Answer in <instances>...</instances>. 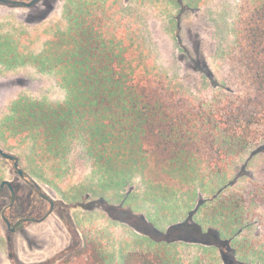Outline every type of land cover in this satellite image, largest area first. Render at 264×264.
<instances>
[{"label":"trees","instance_id":"16d2710c","mask_svg":"<svg viewBox=\"0 0 264 264\" xmlns=\"http://www.w3.org/2000/svg\"><path fill=\"white\" fill-rule=\"evenodd\" d=\"M207 1L166 0L165 4L181 13L186 8H200ZM102 3L106 2L65 0L64 24L53 22L39 32L45 39L38 52L24 51L21 35L2 30L0 22L1 68L31 65L39 72L54 73L67 91L63 100L16 95L0 113V147L22 160L25 153L19 150L32 142L31 155L39 154L42 160L52 156L65 159L80 140L98 158L114 161L115 169L129 163H152L156 167L193 164L205 168L208 175L225 173L264 131V0H240L238 6L229 58L236 89L200 99L186 94L160 66L133 62L127 47L117 39L118 17L113 30L110 22L114 15ZM50 28L53 31L47 35ZM261 140L264 144V133ZM7 164L8 160L0 156V183L8 178ZM97 199L104 205L121 207L115 217L107 215L113 226L121 219L117 213L143 218L128 197L115 200L101 195ZM77 204L84 212L96 208L95 203ZM198 213L203 214L202 219L196 218ZM250 219H257L264 231V182L251 184L242 192L227 190L202 200L184 220L166 229L153 224V232L161 233L158 240L136 227L143 236L119 248H110L81 220L76 223L82 231L68 222L73 241L52 261L184 264L169 248L178 239L172 235L179 231L180 237L199 242L194 237L198 235L206 244L219 248L225 264H249L238 256L242 243L237 247L236 236L223 227L246 225ZM242 237L248 246L249 233Z\"/></svg>","mask_w":264,"mask_h":264},{"label":"rangeland","instance_id":"374dc122","mask_svg":"<svg viewBox=\"0 0 264 264\" xmlns=\"http://www.w3.org/2000/svg\"><path fill=\"white\" fill-rule=\"evenodd\" d=\"M64 1L41 0L29 8L0 3V22L3 24L0 26L2 30L21 35L20 44L24 51L38 52L45 39L39 32L53 22L64 24ZM117 1L119 9L115 8V0H101L114 15L110 22L113 30L115 16L118 17L117 39L127 47V55L133 62L160 66L167 78L173 79L186 94L197 99L236 89L229 58L240 0H208L199 9L183 11L182 16L178 9L167 6L166 0ZM52 31L48 29L46 34L50 35ZM58 82L59 78L54 73L39 72L31 65L11 70L0 66V113L16 95L22 93L65 99L67 91ZM8 136L17 140L10 134ZM262 136L255 139L221 175H208L205 168L193 164L156 167L152 163H129L115 169L114 161L98 158L85 149L80 140L67 152L65 159L52 156L50 160H42L39 154H30L32 142L27 143L19 150L25 153L22 165L46 178L43 181L36 176L45 189L54 188L58 210L43 222L29 221L23 232L22 229L16 233L7 231L20 237L18 249L13 251L14 264H47L72 243L69 221L81 230L76 223L81 220L90 232L100 234L110 248L128 245L134 238L143 236L136 227L143 228L158 240L161 233L153 232V224L166 229L184 220L202 200L222 191L242 192L251 184L264 182ZM5 169L9 179L19 180L11 161ZM101 195L113 199L120 196V200L128 197L143 218L117 213L121 219L113 226L107 215L115 217L121 207L104 205V201L97 199ZM79 202L89 206L95 203L96 208L93 212H84L83 207L77 204ZM24 203L26 206L28 201ZM28 216L39 217V214L29 209L20 218ZM196 218L202 219L203 214L198 213ZM226 222H229L227 218ZM233 224L236 225L223 228L236 236V246L242 243V246H237L238 256L249 264H264V231L260 229L259 221L250 219L246 225ZM1 230L0 225V235L5 241ZM245 233L250 235L248 246L242 237ZM172 237L178 239L169 248L181 263L225 264L219 248L206 244L201 240L203 237L194 235L200 239L197 242L180 237L179 231ZM1 246L0 264H5L3 260L9 256V252L5 255V250H9L11 243L7 239V243H1Z\"/></svg>","mask_w":264,"mask_h":264},{"label":"flooded vegetation","instance_id":"af4514ba","mask_svg":"<svg viewBox=\"0 0 264 264\" xmlns=\"http://www.w3.org/2000/svg\"><path fill=\"white\" fill-rule=\"evenodd\" d=\"M25 1H30V0H25ZM40 1L41 0H39L38 2H36L34 5H32L30 7H34V6L38 5L40 3ZM0 3H2V2H0ZM3 4H6V3H3ZM6 5H10V4H6ZM10 6H16V5H10ZM18 7H25V6H18ZM27 8H29V7H27ZM196 9H199V8H191V9L190 8H186V9H183V11H193V10H196ZM181 13H180V15L182 16ZM0 148H2V147H0ZM0 156H2V155L0 154ZM6 160H8V159H6ZM8 161H11V160H8ZM11 162L13 163V161H11ZM20 163H21V166L23 167L22 160L21 159H20ZM13 167H14V164H13ZM23 169H24V167H23ZM24 170L27 172L26 169H24ZM13 171H14L15 175L19 178V180H21L20 182H19V180H17V179L14 180L13 178H10V179L9 178H6V179H4V180L11 181L12 188H13V190L15 192V202H14V205L11 208L7 209V211H6V215L11 220L12 225L15 224L19 219H21L20 218V215H22L26 210H29V209H31V212L39 214V217H37V218L43 217L49 211V209H50V206H51L50 201L47 200L46 198H44L41 194H39V191H38V189H37L36 186H33L27 180L23 179L18 174V172L15 170V168L13 169ZM27 173L41 187L43 193L46 194V195H48V196H50L52 198V200L54 201V210L52 212V214H53L55 211L58 210L56 192H55L54 188L53 189H45V187L40 184L39 180L35 176L31 175L29 172H27ZM4 180H2V182ZM1 183H0V185H1ZM12 195H13L12 194V189L10 188V186L5 185L3 194L0 196V225L2 226L1 233L4 236L5 241L3 240V238H2L1 235H0V237H1V239L4 242L7 243V239H8V241L11 243V246H10L8 252H9V257L14 261L16 259H15V256H14V252L13 251H16L18 249L19 238H20L19 237V234H15V233L18 232L19 229H22V232H23L24 231V228L28 224H30V223H28L29 221L28 222H25V223L19 225L16 230H12V231L15 232L14 233L15 235L14 234H9L7 232L9 230L11 231V229L9 228L8 224L6 223V221L2 218L1 212H2V210L7 205H9L11 203V200H12V197H13ZM25 201H28V204L26 206L24 205L25 204L24 203ZM80 206H82V205H80ZM52 214H50L48 217H50ZM28 217H30V216H28ZM34 217H36V216H34ZM48 217H46L42 221H34V222H38V223L39 222H43ZM22 218H24V217H22ZM69 222L72 223L71 221H69ZM69 229L72 232L71 227H69ZM20 235H23V234L20 233ZM65 249H63L62 251H64ZM62 251H60L58 254H60ZM58 254L55 255L52 259H50L47 262V264H54L56 261L55 260L52 261V260L56 256H58Z\"/></svg>","mask_w":264,"mask_h":264},{"label":"water","instance_id":"95a60500","mask_svg":"<svg viewBox=\"0 0 264 264\" xmlns=\"http://www.w3.org/2000/svg\"><path fill=\"white\" fill-rule=\"evenodd\" d=\"M39 0H30V1H25V0H0V2L2 3H6V4H10V5H16V6H25V7H30L32 5H34L36 2H38ZM0 154L8 159V160H11L13 161V164H14V168L15 170L18 172V174L25 180H27L29 183H31L33 186H36L38 191H39V194H41L44 198H46L47 200L50 201L51 203V206H50V209L49 211L41 218H37V217H34V216H30V217H24V218H21L19 219L15 224L12 225V222L11 220L7 217L6 215V211L7 209L11 208L13 205H14V202H15V192L12 188V183L11 181L9 180H4L1 185H0V196L3 194V191H4V188H5V185H8L10 186V188L12 189V200H11V203L9 205H7L1 212V216L2 218L6 221V223L8 224L9 228L11 230H16L17 227L25 222H28V221H42L44 220L46 217H48L50 214H52L53 210H54V201L52 200V198L46 194L43 193L41 187L35 182V180L23 169V167L21 166V163H20V158L19 156L13 154V153H10V152H7L6 150L0 148Z\"/></svg>","mask_w":264,"mask_h":264},{"label":"crops","instance_id":"0c3cea01","mask_svg":"<svg viewBox=\"0 0 264 264\" xmlns=\"http://www.w3.org/2000/svg\"><path fill=\"white\" fill-rule=\"evenodd\" d=\"M41 225H43V224H41ZM45 225V224H44ZM1 243H6V242H4L2 239H1V237H0V250L2 251V246H1ZM46 250H48V249H46ZM46 250H44V251H46ZM9 251V250H8ZM8 251H7V249L5 250V255L6 254H8ZM9 256H5V260H3L4 261V263L5 264H14V262H13V260L10 258H8Z\"/></svg>","mask_w":264,"mask_h":264}]
</instances>
